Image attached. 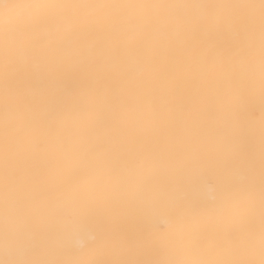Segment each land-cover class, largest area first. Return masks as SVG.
<instances>
[{
  "label": "snow or ice",
  "instance_id": "6c2138e0",
  "mask_svg": "<svg viewBox=\"0 0 264 264\" xmlns=\"http://www.w3.org/2000/svg\"><path fill=\"white\" fill-rule=\"evenodd\" d=\"M0 264H264V0H0Z\"/></svg>",
  "mask_w": 264,
  "mask_h": 264
}]
</instances>
